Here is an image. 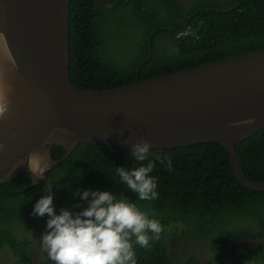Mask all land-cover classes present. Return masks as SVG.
Listing matches in <instances>:
<instances>
[{
    "label": "trees",
    "instance_id": "16d2710c",
    "mask_svg": "<svg viewBox=\"0 0 264 264\" xmlns=\"http://www.w3.org/2000/svg\"><path fill=\"white\" fill-rule=\"evenodd\" d=\"M261 49L264 0L70 1V78L85 89L116 88ZM131 149L104 143L77 145L48 173L51 181L65 188L64 195L52 187L56 210L77 203L67 199L74 198L75 190H107L128 197L163 226L150 248L134 245L137 264H178L167 244L173 235L195 246V252L197 247L210 250L213 245L220 264H227L225 247L233 237L264 235V191H253L238 181L224 145L201 142L151 148L150 158L167 156L173 165L169 171L157 162L152 173L158 181L155 201L137 200L113 180H118L116 167L135 163ZM236 150L248 178L264 181V129L237 143ZM66 154L64 146H53L55 159ZM45 186L32 185L30 173L0 185V251L6 250L14 264H33V240L28 237L42 218L31 212L46 194ZM233 253L239 264H264V244L239 243ZM194 254L189 263L200 264ZM46 263L50 264L47 259L40 264Z\"/></svg>",
    "mask_w": 264,
    "mask_h": 264
},
{
    "label": "water",
    "instance_id": "95a60500",
    "mask_svg": "<svg viewBox=\"0 0 264 264\" xmlns=\"http://www.w3.org/2000/svg\"><path fill=\"white\" fill-rule=\"evenodd\" d=\"M70 1L0 0V71L12 100L7 118L0 120V143L6 146L0 152V185L30 173L27 162L40 153L51 167L38 183L65 195L48 173L77 145L132 148L147 140L151 148L219 142L238 181L264 191V181L245 174L236 150L237 143L264 129V49L116 88L85 89L70 78ZM55 144L66 148L64 158L53 157ZM239 243L260 246L264 235L230 239L227 264H238L233 249Z\"/></svg>",
    "mask_w": 264,
    "mask_h": 264
},
{
    "label": "clouds",
    "instance_id": "9594fccd",
    "mask_svg": "<svg viewBox=\"0 0 264 264\" xmlns=\"http://www.w3.org/2000/svg\"><path fill=\"white\" fill-rule=\"evenodd\" d=\"M10 92L5 74L0 71V120L6 119L9 113ZM5 148V144L0 143V152ZM151 153L150 143L144 140L130 151L135 163L115 169L118 180H113L140 201L159 199L157 177L152 174L157 162L169 171L173 169L170 157L157 155L153 159ZM27 163L33 183H38L51 167L47 157L40 153L31 155ZM43 192L46 194L36 200L31 215L46 217L45 231L38 239H29L38 244L50 264H137L134 245L148 249L163 231L159 220L151 218L128 197L111 191L75 190L73 196L78 198L77 203L59 211L54 204L52 186L46 185ZM77 208L79 210L75 211Z\"/></svg>",
    "mask_w": 264,
    "mask_h": 264
},
{
    "label": "flooded vegetation",
    "instance_id": "af4514ba",
    "mask_svg": "<svg viewBox=\"0 0 264 264\" xmlns=\"http://www.w3.org/2000/svg\"><path fill=\"white\" fill-rule=\"evenodd\" d=\"M83 207V206H82ZM75 211L78 210L74 209ZM45 223H46V217L38 220L35 223V226H38V229L32 233L31 237L34 238H39L41 234L45 231ZM33 240V239H31ZM28 241L30 242V239L28 237ZM211 242V241H210ZM33 244V264H40L43 261L46 260V254L41 251L39 248L38 244L34 243ZM169 249H170V255L176 260L178 264H190L189 263V256L191 255V252L193 251L195 254V258L200 261V264H209L212 262V264H220L219 261L217 260L216 253L214 251V246L212 245L210 250H204L200 247H197L198 249L195 250V246L193 245H188V242H185L183 239H180L177 235H173L172 237L168 238L167 242ZM212 244V243H211ZM7 251H0V260L3 261V258H6L7 262L9 264H14L13 259H7ZM12 258V255H11ZM0 261V263H1ZM47 264V263H46Z\"/></svg>",
    "mask_w": 264,
    "mask_h": 264
},
{
    "label": "rangeland",
    "instance_id": "374dc122",
    "mask_svg": "<svg viewBox=\"0 0 264 264\" xmlns=\"http://www.w3.org/2000/svg\"><path fill=\"white\" fill-rule=\"evenodd\" d=\"M4 261H6L5 259H3ZM7 264H8V262H7Z\"/></svg>",
    "mask_w": 264,
    "mask_h": 264
}]
</instances>
